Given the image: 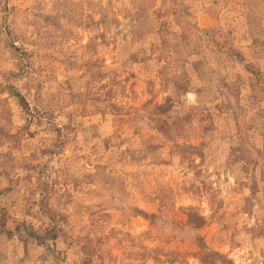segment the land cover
I'll return each instance as SVG.
<instances>
[{
    "label": "clouds",
    "instance_id": "obj_1",
    "mask_svg": "<svg viewBox=\"0 0 264 264\" xmlns=\"http://www.w3.org/2000/svg\"><path fill=\"white\" fill-rule=\"evenodd\" d=\"M0 264H264V0H0Z\"/></svg>",
    "mask_w": 264,
    "mask_h": 264
}]
</instances>
